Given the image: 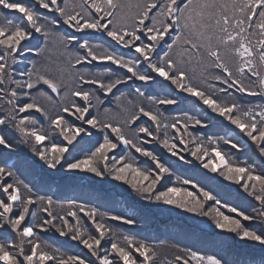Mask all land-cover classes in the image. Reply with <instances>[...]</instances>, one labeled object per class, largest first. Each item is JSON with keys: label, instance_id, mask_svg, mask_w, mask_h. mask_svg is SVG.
Masks as SVG:
<instances>
[{"label": "snow or ice", "instance_id": "6c2138e0", "mask_svg": "<svg viewBox=\"0 0 264 264\" xmlns=\"http://www.w3.org/2000/svg\"><path fill=\"white\" fill-rule=\"evenodd\" d=\"M61 24L73 33L56 32ZM97 33L100 39L110 38L116 46L127 49L131 57L117 52L111 43H92L88 37L96 38ZM54 34L59 50L55 67L52 57L45 55L51 51L49 44ZM37 35L43 37L44 43L34 48L31 42ZM33 52L41 59L25 64L26 54ZM93 61L110 62L125 71L117 72L111 67L96 74L89 68L72 71ZM134 81L144 82L141 87H160L163 94L146 97L152 108L138 104L122 123H113L107 115L101 119L93 114L92 109L98 110L103 103L98 93L107 95ZM166 86L169 91H164ZM141 87L134 92L145 97ZM232 89L264 100V0H33L31 4L0 0V126L19 133L21 142L48 169L59 166L99 178L111 177L127 185L141 200L207 217L216 229L264 250V102L243 103ZM177 90L187 96L178 95ZM62 91V103L53 112L51 107L56 102L50 93L60 97ZM220 96L231 99L222 100ZM189 97L198 102L193 110L199 105L204 107L195 114L185 111L171 121L164 115L168 109L161 111L162 106L179 105ZM44 102L51 107H45ZM109 111L104 109L105 114ZM34 112L44 116L47 128L37 127ZM141 116L147 117L154 127H136ZM92 129L97 130L98 139L90 151L77 157L73 149L80 143L78 138L82 134L91 137ZM211 129L223 135H208L205 130ZM10 136L11 132L0 130V146L5 150L0 151V262L157 264L160 253L155 244L119 234L106 223V218H110L134 225L135 218L109 216L98 207L73 200L65 204L51 196H36L32 187L12 170L15 163L10 161L7 150L15 145ZM152 142L171 157L199 165L237 185L258 202L259 210L245 213L191 177L173 183V164L145 147ZM120 145L134 149L145 161L131 151L114 153ZM226 145L245 148L252 155L241 161L225 150ZM256 159L261 161L259 168ZM6 177L11 178L10 182H6ZM244 221H258L259 226ZM37 229H54L60 236L69 237L95 260L53 248L41 239ZM163 264L228 261L216 254L179 248Z\"/></svg>", "mask_w": 264, "mask_h": 264}, {"label": "trees", "instance_id": "16d2710c", "mask_svg": "<svg viewBox=\"0 0 264 264\" xmlns=\"http://www.w3.org/2000/svg\"><path fill=\"white\" fill-rule=\"evenodd\" d=\"M24 2L31 4L33 0H24ZM40 11L49 14L47 10L41 9ZM56 32L72 34L73 30L61 24L56 29ZM172 34L174 33H170V36ZM76 35L80 36L81 34L76 33ZM170 36L168 42H170ZM95 37L96 38H88H90L91 42L94 44H104L107 46L111 43L112 47L115 48L117 52L127 54L126 58L131 57L132 53H129L127 49L116 46L114 42L110 41V38L100 39L99 33L95 34ZM56 38L54 34L52 43L49 44L51 51L45 53V55H50L52 57L54 62L53 67L56 66L55 61L59 55V50L55 44ZM43 43V37L39 35L31 42L34 48H39ZM32 59L41 58L37 57L35 52L26 54L24 63L27 64V62ZM105 67H111L117 72L125 71L123 69H118L115 65H111L110 62L100 61H93L91 64L85 62L83 65L76 66L72 71H82L84 68H89L93 74H96L102 72ZM158 79L162 80L163 78ZM209 83H215L217 87H225V85L216 81H209ZM143 84L144 82L141 81L128 82V84L118 86V88L114 89L110 94L105 95L104 93H98L103 103L98 110L96 108L92 109L93 114L99 115L101 119H105L107 115V118L111 119L113 123H122L132 112L136 111V105L142 104L145 108H152L153 105L146 97L157 96L163 93L158 85L141 87ZM85 87L95 86L85 85ZM136 87H141V91L145 92L146 96H137L134 92ZM204 87H207V85H204ZM169 90L167 86L164 89V91ZM208 90L212 91L210 88ZM231 91L236 98H242L243 103L259 104L264 102L260 97L236 93L235 89ZM50 94L53 96L56 106L51 107L47 102H44L45 107H51V111L53 112L58 111L62 103L61 97L63 96V91L60 97L56 96L54 93ZM177 94L187 96V94L178 93V90ZM118 96L120 100L116 99ZM219 98L222 100L231 99V97L224 96H220ZM129 101H131V103H129ZM197 103L195 98L189 97L179 105L162 106L161 111L167 108L168 110L164 111V115L171 121L174 117L182 115L185 111H189L190 114H195V111L204 107L203 105H199V108L193 110ZM0 107H2V102H0ZM105 108L110 110L109 113H104ZM33 114L38 121L37 127L44 126L47 128L48 121L44 116L35 112ZM2 117L3 112L0 111V118ZM76 123L79 124L80 122L76 121ZM140 124L152 126L151 121L143 116L140 117V120L136 122L135 126L139 127ZM0 130L11 132L9 138L12 140L15 147L7 151L10 152V161L15 163V167L12 168V170L17 173V178L32 187L33 193L36 196H51L54 201H61L65 204L67 201L73 200L77 204L98 207L101 212L108 213L109 216L123 215L125 217L135 218L137 222L134 225H128L122 221L112 220L110 218H106V223L112 230L119 234L133 235L137 239H146L148 242L155 244L160 253V259L157 261V264H163L165 260L172 259L179 248H191L206 254H216L228 261V264H264V250L258 245L244 243L235 239L231 234L216 229L209 218L187 213L181 209H176L174 206L141 200L127 185L115 181L111 177L99 178L90 173L80 172L78 170L70 171L66 168H59V166L57 169H48L43 162L30 151L29 146L21 142L19 133L12 132V130L6 126H0ZM91 131V137L82 134V138H78L80 143L76 144V147L73 149V153L77 157L90 151L94 142L98 139L97 130L92 129ZM205 131L208 135H223V132L216 131L215 129ZM169 134H172L171 129L169 130ZM129 135H131L130 132ZM140 135L143 136V134ZM100 137H102V134H100ZM147 139L150 140L151 138ZM145 147L155 150L158 154H162L173 164L174 174L171 176V181L173 183H178L179 180L191 177L194 180H199L202 186L211 189L214 194H217L223 201L230 202L234 206L245 211V213L255 214V211L259 210L258 202L238 189L237 185L223 180L218 174L208 172V170L202 169L199 165L186 164L183 161H179L176 157H171V155L166 153L156 142L147 143ZM224 147L226 151H231L234 157L241 161L252 155L251 152H246L245 148L232 149L230 145ZM0 151H5L2 146H0ZM128 151H131L141 161H145L146 158L140 157L138 153H135L134 149L125 148L123 145H120L114 150V153L122 155ZM187 159L190 160L191 157H187ZM260 165V159H256V166L259 168ZM5 180L6 182H10L11 178L6 177ZM32 207L35 208L38 207V205H33ZM54 210L57 212L60 211L59 208ZM67 210L68 209L65 208V211ZM225 211L227 210L225 209ZM40 215L46 216V214L43 213ZM80 215L83 217L82 213H80ZM83 219L90 225L91 222L88 221L86 217ZM244 223L255 227L259 226L258 221H244ZM36 231L41 239L46 240L53 248H59L67 254H79L82 257L89 256L90 259L95 260L94 257H90L87 249L83 248L82 245L71 240L69 237L60 236L54 229L50 231H40L37 229ZM107 246L108 245H104V247ZM0 264H3V262H0Z\"/></svg>", "mask_w": 264, "mask_h": 264}, {"label": "bare ground", "instance_id": "6f19581e", "mask_svg": "<svg viewBox=\"0 0 264 264\" xmlns=\"http://www.w3.org/2000/svg\"><path fill=\"white\" fill-rule=\"evenodd\" d=\"M236 139H239V137H236ZM241 143H243V141H241Z\"/></svg>", "mask_w": 264, "mask_h": 264}]
</instances>
